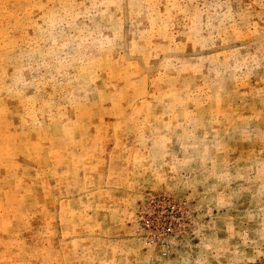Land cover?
Wrapping results in <instances>:
<instances>
[{"label": "rangeland", "instance_id": "obj_1", "mask_svg": "<svg viewBox=\"0 0 264 264\" xmlns=\"http://www.w3.org/2000/svg\"><path fill=\"white\" fill-rule=\"evenodd\" d=\"M0 264H264V0H0Z\"/></svg>", "mask_w": 264, "mask_h": 264}]
</instances>
